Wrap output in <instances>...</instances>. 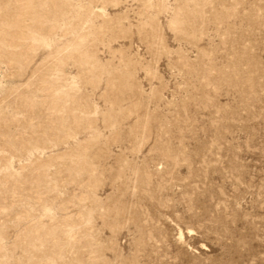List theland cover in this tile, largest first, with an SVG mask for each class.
I'll list each match as a JSON object with an SVG mask.
<instances>
[{
	"label": "rangeland",
	"instance_id": "rangeland-1",
	"mask_svg": "<svg viewBox=\"0 0 264 264\" xmlns=\"http://www.w3.org/2000/svg\"><path fill=\"white\" fill-rule=\"evenodd\" d=\"M0 264H264V0H0Z\"/></svg>",
	"mask_w": 264,
	"mask_h": 264
}]
</instances>
